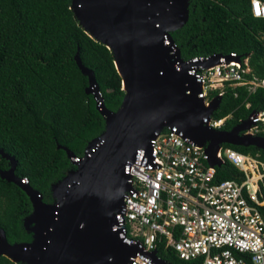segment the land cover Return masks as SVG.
Returning <instances> with one entry per match:
<instances>
[{"label":"trees","instance_id":"trees-1","mask_svg":"<svg viewBox=\"0 0 264 264\" xmlns=\"http://www.w3.org/2000/svg\"><path fill=\"white\" fill-rule=\"evenodd\" d=\"M71 1L0 0V149L15 158V174L45 203H53V186L76 169L62 147L80 158L105 128L76 54L94 72L106 108L116 111L125 94L111 50L79 25ZM170 35L183 59L236 53L248 57V79H264V18L252 14L250 0H189L188 20ZM258 111H264L263 87L250 92L245 85H226L212 118L227 117L221 129L230 131ZM223 146L264 163V150L255 146ZM9 167L0 155V171ZM226 179L240 182L245 175L226 161L217 166L216 181ZM259 209L264 215V206ZM31 211L26 193L0 176V228L10 244L32 240V224L26 225ZM157 249L168 264H195L164 241ZM0 264L24 263L0 255Z\"/></svg>","mask_w":264,"mask_h":264},{"label":"water","instance_id":"water-1","mask_svg":"<svg viewBox=\"0 0 264 264\" xmlns=\"http://www.w3.org/2000/svg\"><path fill=\"white\" fill-rule=\"evenodd\" d=\"M70 7L85 32L111 50L122 89L126 76L128 91L124 90L116 111L106 108L94 72L76 54L88 77L86 93L94 95L105 128L88 143L78 162L72 160V151L62 147L76 169L53 186V203L43 202L28 180L15 174V158L0 149L10 164L0 176L28 196L32 211L26 225L32 224L33 234L30 242L10 244L0 228V255L24 264H127L136 250L122 243L118 231L111 228L129 187L123 167L137 149L149 146L155 132L177 126L206 145L209 161L216 166L221 165L216 157L221 144L264 150V137L242 133L252 125L250 118L230 131L200 125L202 113L210 117L221 96L214 97L204 111L197 97L201 87L197 91L186 69L175 68L176 57L165 45L166 40L174 45L170 31L188 20L189 0H72ZM176 54L180 55L178 48Z\"/></svg>","mask_w":264,"mask_h":264},{"label":"built area","instance_id":"built-area-1","mask_svg":"<svg viewBox=\"0 0 264 264\" xmlns=\"http://www.w3.org/2000/svg\"><path fill=\"white\" fill-rule=\"evenodd\" d=\"M250 7L255 17L264 18V0H250ZM165 45L176 57L175 68L196 76L206 105L222 96L226 85H245L250 92L264 88V79L246 77L251 72L248 57L213 53L183 59L175 43L166 40ZM226 118L213 119L211 114L208 126L221 128ZM248 118L252 125L242 133L259 136L264 111ZM224 144L216 157L221 165L228 161L244 172L240 182L216 181L217 166L210 163L206 145L177 126L155 132L149 146L137 149L133 160L125 163L129 187L111 228L136 250L127 264H168L158 253V241L195 264H264V215L259 209L264 206V163Z\"/></svg>","mask_w":264,"mask_h":264},{"label":"bare ground","instance_id":"bare-ground-1","mask_svg":"<svg viewBox=\"0 0 264 264\" xmlns=\"http://www.w3.org/2000/svg\"><path fill=\"white\" fill-rule=\"evenodd\" d=\"M116 65H117L118 68L120 69L118 61H117ZM191 81L193 82V84H195V87H196V89H197V91H198V90H199L200 83H198L199 81H198V79L196 78V76H195L193 73L191 74ZM198 85H199V86H198ZM200 87H201V86H200ZM123 90H127V91H128V79H127L126 76L123 77ZM127 93H128V95H127L126 97L129 96V92H127ZM199 95H200V92H198L197 96H199ZM198 98L201 100V108L204 109V111H205V109H206L205 107L207 106V105H206V102H205L203 99H201L200 96H199ZM126 99H127V98H126ZM208 123H209V117H208V115L205 114V113H202V115H201V117H200V125H201V124H207V125H208ZM86 156H88V152H86ZM114 219H115V216H114ZM133 253H134V252H133ZM9 255H10V254H9ZM133 255H134V254H133ZM26 259L30 260V259L27 258V257H26ZM30 263L33 264L32 262H30Z\"/></svg>","mask_w":264,"mask_h":264},{"label":"rangeland","instance_id":"rangeland-1","mask_svg":"<svg viewBox=\"0 0 264 264\" xmlns=\"http://www.w3.org/2000/svg\"><path fill=\"white\" fill-rule=\"evenodd\" d=\"M214 130H221V128L211 127Z\"/></svg>","mask_w":264,"mask_h":264}]
</instances>
